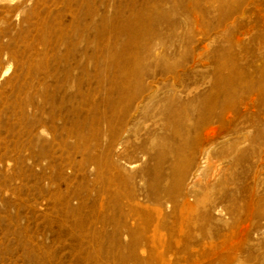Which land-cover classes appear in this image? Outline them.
Returning a JSON list of instances; mask_svg holds the SVG:
<instances>
[{"label":"rangeland","instance_id":"rangeland-1","mask_svg":"<svg viewBox=\"0 0 264 264\" xmlns=\"http://www.w3.org/2000/svg\"><path fill=\"white\" fill-rule=\"evenodd\" d=\"M0 264H264V0H0Z\"/></svg>","mask_w":264,"mask_h":264}]
</instances>
